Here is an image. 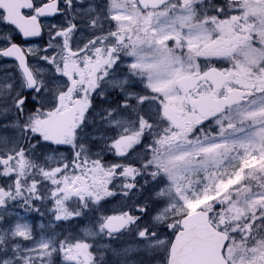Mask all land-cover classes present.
I'll list each match as a JSON object with an SVG mask.
<instances>
[{"label": "snow or ice", "instance_id": "6c2138e0", "mask_svg": "<svg viewBox=\"0 0 264 264\" xmlns=\"http://www.w3.org/2000/svg\"><path fill=\"white\" fill-rule=\"evenodd\" d=\"M0 264H264V0H0Z\"/></svg>", "mask_w": 264, "mask_h": 264}]
</instances>
